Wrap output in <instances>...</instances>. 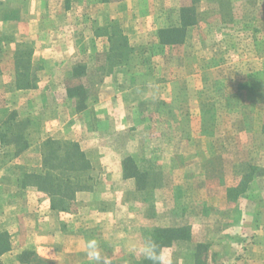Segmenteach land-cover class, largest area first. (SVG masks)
<instances>
[{
	"label": "rangeland",
	"instance_id": "1",
	"mask_svg": "<svg viewBox=\"0 0 264 264\" xmlns=\"http://www.w3.org/2000/svg\"><path fill=\"white\" fill-rule=\"evenodd\" d=\"M102 1L106 4L101 0H0V172H8L7 163L17 159L14 177H0V205L8 187L20 189L17 176L38 169V155L32 150L24 157L29 147L16 154L11 134L20 135L26 146L37 144L46 125L43 121L50 116L46 110H53L63 88L75 84L70 70L75 61L79 77L93 76L97 62V75L127 77V89L131 77L137 80L133 93L140 98V107L156 108L159 125L181 128L176 135L178 148L183 145L181 150L190 159L185 165L180 161L182 173L185 167L202 166L209 173L221 171L228 180L233 172L239 176L264 172V0ZM185 7L193 8L195 21L186 29L183 42L160 44L156 32L180 27ZM102 14L106 17L100 21ZM103 23L107 24L102 27ZM110 32L121 33L130 49H123L119 58L123 64L116 63L115 52L108 61L111 44L105 34ZM36 45L42 50L54 47L57 53H46L39 63ZM61 46H71L72 55L61 51ZM51 59L50 67L46 64ZM45 76L63 82L37 84ZM23 84L30 87L17 88ZM32 108L37 111L29 112ZM13 118L19 126L11 128ZM197 158L206 163L195 164ZM6 166L9 169L4 171ZM239 183V189H244L246 182ZM7 221L11 224V219ZM12 231L0 229V264H14L5 261L19 236ZM105 237L101 230L91 234L103 254L112 249ZM26 258L45 264L33 255Z\"/></svg>",
	"mask_w": 264,
	"mask_h": 264
},
{
	"label": "crops",
	"instance_id": "2",
	"mask_svg": "<svg viewBox=\"0 0 264 264\" xmlns=\"http://www.w3.org/2000/svg\"><path fill=\"white\" fill-rule=\"evenodd\" d=\"M99 3L106 4L102 0ZM105 17L102 14L100 21ZM36 46L39 63L46 53H57L54 47L42 50ZM60 49L72 55L71 46ZM53 61L46 65L51 67ZM71 63L75 84L70 89L81 86L83 91L75 90L71 96L69 88H63L53 110H46L50 116L43 121L46 125L37 144L28 146L23 156L33 150L40 168L39 148L44 140L75 141L90 163L91 187L77 192L65 209H52L49 197L34 187H8L6 200L0 205V219H5L0 220V229L13 230L12 234L19 236L14 240L16 245L11 243L5 261L33 264L27 258L26 263L19 261L23 252H30L45 264H89L86 241L95 230H101L112 244L111 251L103 254L111 264H150L129 248L131 242H140L145 236L165 246L174 264H264V172L240 176L233 172L228 176L230 184L224 183L228 180L221 171L209 173L202 166L185 167L182 173L180 161L185 165L190 159L182 152L183 145L178 148L181 128L159 125L156 108L140 107V98L133 93L136 79L130 78L127 89V77L97 75V62L93 76L85 77L76 75L77 62ZM61 79L56 82L45 76L37 84L60 85ZM204 160L193 161L204 165ZM16 161L10 160V170L0 172V177H14ZM242 181L246 183L240 190ZM8 218L11 224L10 220L5 222ZM180 228L186 236L183 232L175 240L159 236L163 230ZM131 232L134 236L130 237Z\"/></svg>",
	"mask_w": 264,
	"mask_h": 264
},
{
	"label": "trees",
	"instance_id": "3",
	"mask_svg": "<svg viewBox=\"0 0 264 264\" xmlns=\"http://www.w3.org/2000/svg\"><path fill=\"white\" fill-rule=\"evenodd\" d=\"M194 10L191 7H185L181 10V26L161 29L156 32L158 42L162 45H176L183 42L186 34V29L190 27L194 19ZM107 40L110 42L109 54H107L108 61H111V54L114 53L118 57L117 64H123L119 58L122 57L124 50L130 52L124 36L121 33L110 32L105 34ZM111 50V51H110ZM110 55V56H109ZM79 68L75 70L76 75H79ZM29 88V84L19 85L18 89ZM81 92L83 88L81 86L74 87L73 89H67L69 95H73L72 92ZM15 118L9 124L11 128L18 123H14ZM11 120V119H10ZM10 128V127H9ZM11 136L16 142L15 153L25 150L26 146L20 135L12 133ZM17 139V140H16ZM41 165L36 171L24 172L17 176L16 181L20 188L34 187L38 191L44 193L51 200L52 209H65V204L68 201L74 199L77 192L86 191L90 189L89 171L91 169L90 163L81 150L79 144L75 141H60L52 138L44 140L40 144ZM181 232L186 236V231L180 229H168L164 232L161 231L159 236L166 237L172 236V239H178L182 237ZM33 253L23 252L19 257V261L27 262L25 259L27 256H32Z\"/></svg>",
	"mask_w": 264,
	"mask_h": 264
},
{
	"label": "clouds",
	"instance_id": "4",
	"mask_svg": "<svg viewBox=\"0 0 264 264\" xmlns=\"http://www.w3.org/2000/svg\"><path fill=\"white\" fill-rule=\"evenodd\" d=\"M129 248L150 264H174L171 253L151 236H145L140 242H131ZM85 255L90 264H111L110 258L103 255L100 242L96 238L86 241Z\"/></svg>",
	"mask_w": 264,
	"mask_h": 264
}]
</instances>
